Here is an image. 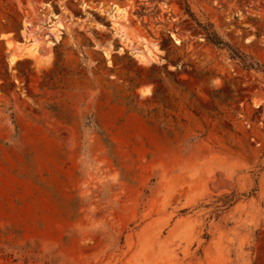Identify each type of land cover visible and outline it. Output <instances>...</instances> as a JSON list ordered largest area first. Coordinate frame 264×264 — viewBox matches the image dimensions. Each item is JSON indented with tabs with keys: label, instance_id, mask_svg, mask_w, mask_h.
<instances>
[{
	"label": "rangeland",
	"instance_id": "374dc122",
	"mask_svg": "<svg viewBox=\"0 0 264 264\" xmlns=\"http://www.w3.org/2000/svg\"><path fill=\"white\" fill-rule=\"evenodd\" d=\"M185 1L0 0V264H264V0Z\"/></svg>",
	"mask_w": 264,
	"mask_h": 264
},
{
	"label": "trees",
	"instance_id": "16d2710c",
	"mask_svg": "<svg viewBox=\"0 0 264 264\" xmlns=\"http://www.w3.org/2000/svg\"><path fill=\"white\" fill-rule=\"evenodd\" d=\"M184 6H185V12L188 14V16L190 18H192L195 21L193 14L191 13L190 8H189V6L185 0H184ZM195 22L203 30L205 38L208 41H210L213 45H215L217 47H223V48L230 49V46L219 37V35L212 29L210 24L202 25V24L198 23L197 21H195ZM231 52H232L233 57L240 59L243 66L247 69L258 68V67L262 66L261 64H259L258 62H255V61H249V62L246 61L245 60L246 56L241 55V53H238L236 51H232V49H231ZM249 59L252 60L251 57H249ZM262 67L264 68V66H262Z\"/></svg>",
	"mask_w": 264,
	"mask_h": 264
},
{
	"label": "bare ground",
	"instance_id": "6f19581e",
	"mask_svg": "<svg viewBox=\"0 0 264 264\" xmlns=\"http://www.w3.org/2000/svg\"><path fill=\"white\" fill-rule=\"evenodd\" d=\"M120 15H121V11H120V10H118V9L114 10V12H113V14H112V18H113V21H114V25H115V27H116V26H119ZM55 24H56V23H55ZM53 25H54V24H53ZM59 29H60L59 25H54L53 30H54L55 32H57ZM27 51H28V53L30 54V56L35 55V53H36V51H37V44L31 42V43L29 44V46L27 47ZM144 53H145V54H143V53H141V52H137V53L135 54L136 57L140 60V62H144L145 59H146V57H150V58H154V59H155V57H156V55H155V51H154L153 49H150L149 47H146V46H145ZM154 56H155V57H154ZM20 58H21V57H15V56H12V57L10 58V61L13 62V61H16V60H18V59H20ZM140 94H141V95H146V94H148V90H147V89H142V90L140 91Z\"/></svg>",
	"mask_w": 264,
	"mask_h": 264
}]
</instances>
